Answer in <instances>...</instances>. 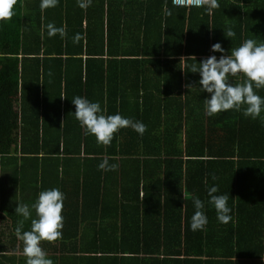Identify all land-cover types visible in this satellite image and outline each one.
<instances>
[{
  "label": "trees",
  "instance_id": "1",
  "mask_svg": "<svg viewBox=\"0 0 264 264\" xmlns=\"http://www.w3.org/2000/svg\"><path fill=\"white\" fill-rule=\"evenodd\" d=\"M218 5L209 14L171 0H92L87 9L58 0L42 11L40 0H16L0 21V166L13 165L16 187L8 194L0 181V264H26L15 207L29 206L30 230L31 206L53 187L65 197L62 237L40 242L53 264H264V126L242 110L207 115L209 94L191 71L219 58L214 43L225 55L246 39L264 43V0ZM48 23L66 35L48 37ZM75 96L146 130L122 128L98 144L73 114ZM104 159L120 171L99 169ZM74 165L85 169L81 181L63 180ZM213 184L229 195L227 223L207 203ZM193 197L205 204L203 231L189 227Z\"/></svg>",
  "mask_w": 264,
  "mask_h": 264
},
{
  "label": "clouds",
  "instance_id": "2",
  "mask_svg": "<svg viewBox=\"0 0 264 264\" xmlns=\"http://www.w3.org/2000/svg\"><path fill=\"white\" fill-rule=\"evenodd\" d=\"M193 6H204L210 14L218 7V0H189ZM16 0H0V21L6 22L13 15V6ZM58 0H40L41 10L55 7ZM92 0H77V5L81 9H87ZM47 36L52 37L59 34L61 38L66 35L64 26L56 27L52 23L46 26ZM227 38L235 36V32L228 28L223 30ZM80 35L73 38L74 43L80 40ZM211 52H219L221 55H209L199 62V66L193 65L192 72H198L201 92L209 94L205 98V112L212 116L218 112L226 110H242L243 115L251 119L260 118L261 125L264 126V97L257 94V91L264 87V43H257L253 39L244 40L238 47L231 49L230 54L225 55V50L219 42L211 45ZM242 74V83H231L230 77H237ZM189 87H191L189 85ZM255 89V90H254ZM75 105L74 116L79 124L84 128L86 134L94 135L98 144L109 145L114 134L122 128L131 127L139 135H143L146 125L140 121H134L127 117H122L118 112L105 115L99 102L89 101L87 98L75 96L71 100ZM243 106V107H242ZM43 119V118H42ZM119 165L109 164L108 159L102 160L98 168L104 171H115ZM217 186L213 184L207 187L208 200L220 223H227L233 219L227 201L229 195L216 194ZM64 193L58 188H51L41 191L35 203L31 206L35 209L36 217L31 220V229L22 231L24 220L30 217V209L27 204H17L15 212L23 217L14 229L15 234L23 243V255L27 258L26 264H53L47 258L46 253L40 246L43 240L53 242L62 237L63 216L61 215ZM194 213L190 221L192 231H203L206 228L208 218L203 211L204 202L196 197L192 200Z\"/></svg>",
  "mask_w": 264,
  "mask_h": 264
},
{
  "label": "crops",
  "instance_id": "3",
  "mask_svg": "<svg viewBox=\"0 0 264 264\" xmlns=\"http://www.w3.org/2000/svg\"><path fill=\"white\" fill-rule=\"evenodd\" d=\"M171 2L175 6H184V5L174 4L172 0H171ZM185 7L189 8L190 6H185ZM95 166L96 165H91V167H88L87 172H91L92 170H97ZM123 168H125L126 170H130L131 169V167L128 166V165L123 166ZM49 169H52V168H48V170ZM83 170L85 172V169H83ZM83 170L79 166L74 165L72 168L66 169V172L68 173V177L64 175V179L63 180L68 179V181L70 182L71 179H75L76 180V178L79 177V181H81ZM116 170L118 172V171H120V168H118ZM12 174H13V165L0 166V181L4 182V184H5L4 188L8 189V191H9L8 194H10L14 190H16L15 182L13 181ZM70 187H74V186H70ZM68 189H69V187H68ZM9 199L14 201V197H10ZM1 218L2 217H1V213H0V233L8 234L7 227H5V224H2L3 220ZM10 255L11 254H7V257H10ZM0 259H1V255H0ZM52 261H54V259Z\"/></svg>",
  "mask_w": 264,
  "mask_h": 264
},
{
  "label": "built area",
  "instance_id": "4",
  "mask_svg": "<svg viewBox=\"0 0 264 264\" xmlns=\"http://www.w3.org/2000/svg\"><path fill=\"white\" fill-rule=\"evenodd\" d=\"M174 4L184 5V6H192L189 0H172Z\"/></svg>",
  "mask_w": 264,
  "mask_h": 264
}]
</instances>
